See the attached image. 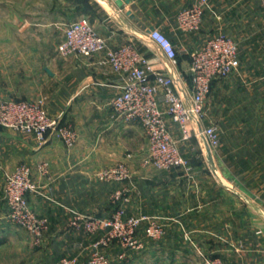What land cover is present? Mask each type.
Returning <instances> with one entry per match:
<instances>
[{
	"label": "crops",
	"instance_id": "0c3cea01",
	"mask_svg": "<svg viewBox=\"0 0 264 264\" xmlns=\"http://www.w3.org/2000/svg\"><path fill=\"white\" fill-rule=\"evenodd\" d=\"M51 1L48 12L27 20L32 27H21L27 40L18 39L19 27H10L9 38L0 35V99H44L52 117L74 126L78 140L67 148L54 134L41 141L0 128V243L16 245L27 264H55L75 255L79 264H87V245L101 234L71 229L72 211L109 216L123 206L128 216L159 217L167 233L154 241L140 230L144 249L120 261L115 244L108 249L112 261L203 264L208 256L223 264H264V27H258L264 0H207L198 33L179 30L177 15L199 0H129L122 6L115 0ZM82 16L109 47L131 42L158 71H172L175 82L188 90L190 52L220 34L238 41L239 68L213 81L206 102L207 125L215 124L221 137L217 167L202 137L194 135L181 143L191 169L143 164L148 142L142 126L113 115L110 101L123 80L106 53L61 56L56 51L65 27ZM151 29L173 41L179 52L176 64L157 54L148 39ZM173 132L179 139L175 126ZM42 163L48 164L46 176L37 168ZM120 163L128 167L127 179H98L103 169ZM19 164L32 168L39 186L28 194L31 207L50 221L39 245L6 218L3 178Z\"/></svg>",
	"mask_w": 264,
	"mask_h": 264
},
{
	"label": "built area",
	"instance_id": "2783aa9c",
	"mask_svg": "<svg viewBox=\"0 0 264 264\" xmlns=\"http://www.w3.org/2000/svg\"><path fill=\"white\" fill-rule=\"evenodd\" d=\"M206 4L207 0H199L181 10L177 15L178 29L185 33L200 32ZM148 39L158 55L171 64L177 63L179 52L168 36L153 29L149 31ZM57 51L61 56L106 53L107 63L123 80L120 91L110 101L113 115L142 126L148 142L144 165L160 170L191 169V161L183 155L180 143L190 141L192 135L204 136L212 153L220 147L218 127L205 124L206 102L213 81L224 79L239 68V48L235 39L216 35L190 52L191 63L186 75L191 82L189 90L181 88L168 73L158 71L149 57L131 42L116 48L109 47L107 40L86 16L65 27L64 39L57 46ZM173 126L180 134L179 139L173 134ZM0 128L33 135L41 141L54 134L67 148H72L78 140L74 126L61 121V117H52L43 100L0 99ZM37 168L42 176L49 174L47 163ZM32 171L29 165L19 164L6 174L4 198L8 208L7 220L26 229L38 245L49 231L50 223L47 217L37 214L28 201L27 195L39 190ZM98 175L104 181H123L128 172L125 164L121 163L103 169ZM70 227L89 235L105 231L99 241L90 245L87 264H111L109 255L101 248H107L113 240H118L123 248L140 251L145 247L137 236L140 230L154 241L167 233V225L159 217L128 216L121 207L104 219L74 212ZM55 264H79V258L66 256ZM203 264L223 262L220 258L204 256Z\"/></svg>",
	"mask_w": 264,
	"mask_h": 264
},
{
	"label": "rangeland",
	"instance_id": "374dc122",
	"mask_svg": "<svg viewBox=\"0 0 264 264\" xmlns=\"http://www.w3.org/2000/svg\"><path fill=\"white\" fill-rule=\"evenodd\" d=\"M51 3H52L51 0H0V27H2V29L0 30V35L3 37V39H5V37L9 38V34H10L9 29H10V27H19L18 39L19 40H27L29 38V35L26 32V28H24V30H21V27H32L31 25L27 24L28 23L27 20L29 18L39 17L40 14L35 16L36 12L37 13H39L41 11L48 12L49 9H50V6L52 5ZM258 17H259L258 18V27H264V16H262V17L258 16ZM243 22H244V19H243ZM244 25H247V27H249V23L248 22L245 23ZM237 43H238V41H237ZM56 51H57V49H56ZM25 100H28V99H25ZM39 100H43L44 101L45 107H46V109L48 111L46 101L44 99H39ZM30 101H37V100H30ZM48 113H49V111H48ZM206 113H207V111H206ZM206 118H207V114H206ZM205 124H207V120H205ZM180 146H181V143H180ZM220 146H221V144H220ZM217 150L214 151L213 153L211 152V155H212V158H213L212 167H217V164H215L217 160L214 159V157L216 158V156H217ZM123 164H125V163H123ZM125 167H126L127 172H128V167H127L126 164H125ZM97 177H98V179L100 181H104V180L100 179L99 175ZM128 177H129V174H128ZM3 179H4L3 180V197H4V188H5L6 175L4 176ZM108 182H121V181H108ZM27 197H28V195H27ZM28 201H29V199H28ZM119 207H121L122 209H124L126 211V209L123 206H119ZM7 212H8V208H7ZM74 212H78V211H72V217H73ZM79 213H81V212H79ZM82 214H84V213H82ZM94 216H98V217L104 219V218H108L110 215L109 216L94 215ZM132 216H135V215H132ZM72 217H71V220H72ZM71 220H70V222H71ZM49 223H50V221H49ZM17 226H18V228H22L19 225H17ZM69 227H70V223H69ZM22 229H24V228H22ZM24 230L27 231L26 229H24ZM104 233H105V231L101 230V231L97 232L94 235L87 234L89 236H96L98 234H101V236L97 237L90 244L87 245V248H86V251L88 253L87 262H88V259H89L90 253H91L90 245L93 244L96 241H99L104 236ZM137 236H138V234H137ZM34 243H35V241H34ZM115 244L117 245V247H119L121 249V253H120L119 257H118L120 259V261H121V259L126 258L129 253L139 252L137 250H132V249L131 250L129 249L130 252H128L129 250L126 249V248H123L121 246V243H119L118 240H113L111 242V244L107 248H105V246H103V249L101 248V251H103V252H105V253H107L109 255L108 249L111 246L115 245ZM140 251H142V250H140ZM122 255H123V257H122ZM110 261H111V264H124V263H117L115 261H112L111 257H110ZM112 262H114V263H112ZM0 264H27V261L25 260V255L22 254L21 251L19 252V248L16 245L7 244L6 240L5 241L3 240V242L0 243Z\"/></svg>",
	"mask_w": 264,
	"mask_h": 264
},
{
	"label": "water",
	"instance_id": "95a60500",
	"mask_svg": "<svg viewBox=\"0 0 264 264\" xmlns=\"http://www.w3.org/2000/svg\"><path fill=\"white\" fill-rule=\"evenodd\" d=\"M115 1H116V4L119 5V6H122L124 1L127 2V3L129 2V0H115ZM151 30H153V29H151ZM170 76H171L174 80L177 79L176 75H175L172 71H170ZM201 137H202V139H203V143H204V147H205L204 150H205V152L207 153V157H208V159H209L210 161H212L211 150H210V148H209L208 142L206 141V139H205L204 136H201ZM212 163H213V162H212Z\"/></svg>",
	"mask_w": 264,
	"mask_h": 264
}]
</instances>
